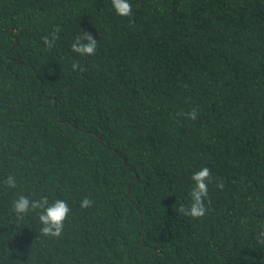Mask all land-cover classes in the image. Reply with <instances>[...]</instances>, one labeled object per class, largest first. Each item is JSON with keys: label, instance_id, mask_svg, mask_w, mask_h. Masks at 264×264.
Here are the masks:
<instances>
[{"label": "trees", "instance_id": "16d2710c", "mask_svg": "<svg viewBox=\"0 0 264 264\" xmlns=\"http://www.w3.org/2000/svg\"><path fill=\"white\" fill-rule=\"evenodd\" d=\"M129 2L0 0V264H264V0ZM21 194L67 201L61 238L17 219Z\"/></svg>", "mask_w": 264, "mask_h": 264}, {"label": "clouds", "instance_id": "9594fccd", "mask_svg": "<svg viewBox=\"0 0 264 264\" xmlns=\"http://www.w3.org/2000/svg\"><path fill=\"white\" fill-rule=\"evenodd\" d=\"M112 6L117 15L122 17L132 16V5L129 0H112ZM60 26L57 25L50 35L42 37L46 50H51L55 42L59 39ZM98 48V41L89 32H82V35H77L71 44V51L78 56L86 57L96 54ZM72 70L85 72L87 68L80 65L78 61L72 63ZM186 119L195 120L198 112L197 109H192L191 112L183 113ZM194 186L189 193L191 203L188 206L181 205L177 211L178 213L190 217L192 219L203 218L208 209L205 206V200L209 196L208 185L212 182L211 170L204 167L196 171L191 176ZM8 189H15L17 181L15 176L9 175L3 182ZM216 186L223 189L224 185L217 178ZM94 200L85 197L81 202V208L87 209L93 206ZM210 204L211 201L208 200ZM11 211L15 214L18 220L24 219L29 213L36 212L38 220L41 225L40 234L44 237L59 239L62 237L65 228V222L68 220L71 209L66 200L56 199L49 201L47 196H41L38 199L30 198L27 195H19L11 202ZM257 242L264 244V231L258 233Z\"/></svg>", "mask_w": 264, "mask_h": 264}, {"label": "water", "instance_id": "95a60500", "mask_svg": "<svg viewBox=\"0 0 264 264\" xmlns=\"http://www.w3.org/2000/svg\"><path fill=\"white\" fill-rule=\"evenodd\" d=\"M99 141L102 142V140L99 138ZM140 223H141V218H140Z\"/></svg>", "mask_w": 264, "mask_h": 264}]
</instances>
